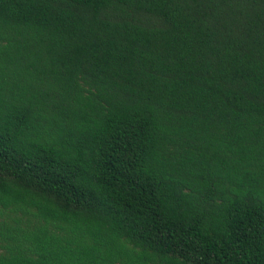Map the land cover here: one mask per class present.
<instances>
[{
    "label": "trees",
    "instance_id": "16d2710c",
    "mask_svg": "<svg viewBox=\"0 0 264 264\" xmlns=\"http://www.w3.org/2000/svg\"><path fill=\"white\" fill-rule=\"evenodd\" d=\"M0 264H264V0H0Z\"/></svg>",
    "mask_w": 264,
    "mask_h": 264
}]
</instances>
